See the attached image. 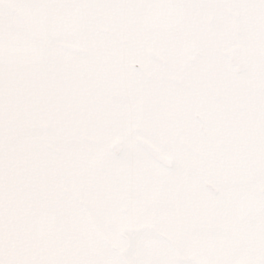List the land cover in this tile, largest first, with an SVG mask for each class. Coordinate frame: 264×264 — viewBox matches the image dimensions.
I'll return each mask as SVG.
<instances>
[{"label":"snow or ice","instance_id":"obj_1","mask_svg":"<svg viewBox=\"0 0 264 264\" xmlns=\"http://www.w3.org/2000/svg\"><path fill=\"white\" fill-rule=\"evenodd\" d=\"M0 264H264V0H0Z\"/></svg>","mask_w":264,"mask_h":264}]
</instances>
